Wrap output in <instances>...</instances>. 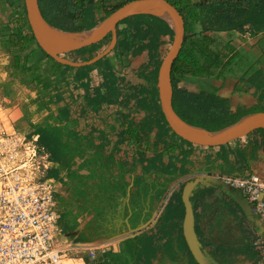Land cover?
Listing matches in <instances>:
<instances>
[{
    "label": "crops",
    "instance_id": "0c3cea01",
    "mask_svg": "<svg viewBox=\"0 0 264 264\" xmlns=\"http://www.w3.org/2000/svg\"><path fill=\"white\" fill-rule=\"evenodd\" d=\"M120 1L122 0H95V16H103L106 10ZM178 1L184 9V36L194 41L203 35L214 36L215 47L225 52L227 45L231 46V51L221 57L219 63L225 64L233 58L229 68L222 73L220 69H216L211 76L185 75L181 84L192 90H214L217 95L229 100L230 110L237 115L257 105L264 108V88L260 89L261 86L264 87V0H261L262 20L258 26L247 23L242 30L219 32L210 31L203 23V17L206 16L203 9L215 0ZM141 15L143 14L131 16L118 25L117 43L125 45L124 42H127L128 50L120 52L118 47L109 52L105 56L106 65L89 67L86 76L82 75L85 73L83 70L82 72L75 66H72L74 69L62 70V74L59 72L61 69L56 72H39L40 86H45L39 90L56 96V106H47L45 113L42 110V116L49 117L64 108L67 121L63 125L72 128L76 134L69 139L74 145L73 153L70 156H59L62 157V163L59 159L50 158L48 152L39 147L47 164V171L43 175L52 180L54 185L58 213L55 245L64 248L76 245L94 247L96 252L94 259L86 258L84 252L76 255L71 252L67 259L71 264H84L85 259L86 264H124L125 256L128 255V239L138 238L135 242L137 247L141 240L151 239L160 214L170 198L179 191L175 188L176 177L169 185V196L166 199L163 194V198L154 200L153 192L148 198L142 197L141 184L137 180L143 177L159 180L160 172L156 169L159 163L174 161L177 173L185 163L198 166V176H238L249 172L257 173L258 170L264 173L263 133L223 147L191 144L196 148H189L170 134H163V141H158L155 135L160 133L158 126L162 124H153L152 129L145 132L149 125L146 122L148 107L144 106L143 92L147 93L145 95L150 93L153 85L148 75L156 64L161 63L172 44L173 36L162 33L158 21ZM136 25L140 29L135 30ZM150 26L154 27V31L148 29ZM233 54L236 55L232 57ZM74 59L76 58H70L76 61ZM107 64L111 76L103 73V70H107ZM258 71L263 74L259 75V80L256 76ZM129 127L134 130L135 137H127ZM32 131L28 136L37 135ZM61 144L69 143L64 138ZM208 148L214 152H206L207 160L197 151ZM212 154L216 158L215 162L209 159ZM159 157L161 162L158 161ZM242 158H245V162L236 164L235 161ZM104 159L106 162L113 161L109 176L120 178L125 188H105L99 185L96 178L103 176V170L94 168L95 164L91 161H105ZM224 159L234 165L226 173L223 172L226 168ZM237 167L243 169L241 174L236 170ZM186 169L188 176L192 174V167L184 168ZM104 172L107 173V170ZM196 175L193 177H197ZM198 186L211 188L207 195L202 196L194 210L200 228L218 245L239 248L249 244L252 255L241 257L234 264H264V254L252 246L253 238H264V228L242 192L239 189L224 191L220 187L205 184ZM115 256H120V259L110 260ZM173 258L174 260L151 255L148 264H190L188 256L182 251Z\"/></svg>",
    "mask_w": 264,
    "mask_h": 264
},
{
    "label": "trees",
    "instance_id": "16d2710c",
    "mask_svg": "<svg viewBox=\"0 0 264 264\" xmlns=\"http://www.w3.org/2000/svg\"><path fill=\"white\" fill-rule=\"evenodd\" d=\"M18 1L20 2V9L15 12L13 18L14 24L9 28L10 30L7 35V47L11 52H13L12 67L17 72L28 75L32 86L36 88H45V86H40L39 60L46 58L51 62V65L49 64L50 69L55 72L56 70L58 71L61 69L59 71L60 74H62V70L66 71L74 69L75 67L73 68L72 66L58 63L37 45L27 22L23 0ZM125 1L127 0H122L116 3L110 9L106 10L104 15L99 18L95 16L97 8L95 0H38V6L42 16L50 25L64 31H82L88 30L96 25ZM169 1L179 9V12L185 20L184 9L180 4L181 2L178 0ZM261 3V0H215L209 7L203 9V12L206 13V16L203 17V23L206 28L213 32L230 29L242 30L244 25L247 23L258 26L260 24V20H262L260 13V9H262ZM141 16L158 21V25L162 30L161 32H166L173 36V30L169 27V24L165 20L150 14H143ZM129 18L130 17L123 19L118 23V25ZM134 27L135 30L140 29L137 25ZM24 28H27V31H25ZM148 29L154 31V27L152 28V26L148 27ZM155 29L158 30L157 28ZM109 41L110 34H108L100 42L68 54L75 55L76 59L74 60L76 61H86L99 53L100 49L103 46H106ZM124 43L125 45L118 42L113 50L118 47L120 48V52L128 50L127 42ZM215 44L216 38H214V36L203 35L201 38L197 37L194 41L185 35L182 47L178 56L173 61L171 68L173 109L185 122L211 131L219 130L236 122L246 113L264 110L262 106L257 105L246 109L237 115L232 113L230 110L229 100L220 97L214 90H192L181 84L185 75H191L193 77L199 75L211 76L216 69H220V72L222 73L229 68L233 58L228 60L225 64H220L219 62L221 61V57L226 56L227 53L231 51V46L227 45L224 52L221 48L215 47ZM33 45L36 48H32L28 54L22 56L21 52ZM67 55L65 57H67ZM235 55L236 54H233L232 57ZM30 56H33L35 59L31 63L28 62ZM105 62L107 61L104 56L94 64L76 67V69L81 71L83 70L85 73L82 75L86 76L89 67L103 64L106 65ZM159 65L160 63L156 64L155 68L148 75V78L153 85L150 93L145 95L147 93L145 91L143 92L145 93L143 99L144 106L146 108L148 107L146 122L147 125H149L146 127L147 129L145 132H149V130L152 129L153 124H162L161 126H158L161 130L160 133L155 135L158 141H163V134H170L180 139L182 142L188 143L171 131L159 107L156 89ZM106 68L107 70H103V73H107V76H111L110 71L108 70V64ZM261 88L263 89L264 87L261 86L260 89ZM110 90L112 91L113 88H110ZM263 95L264 94H262V96ZM46 103H48V101H45V103L41 101L40 105L44 107L47 105ZM65 116L66 110L61 108L58 110L57 114H51L49 117H45L43 123L35 125V128L32 131V133L37 134L38 138L36 142L38 146H41L45 151H47L50 158L59 159V162L61 163L63 162L61 160L62 157L60 158L59 156L64 154L70 156L71 153H73L74 145L71 141H69V139L71 140V138L76 135L72 128L63 125V123L67 121ZM154 119L156 121H154ZM50 120H52V122H50ZM134 135V130L129 127L127 130V137H135L136 135ZM64 138L66 142L69 143L68 145L61 144L62 139ZM62 147L64 148L63 150L61 149ZM161 157L158 158L159 162H161ZM106 161L107 160L91 161L95 164L94 168L103 170V176L96 178L99 185L104 186L105 188H117L118 186L121 189L125 188V184L120 182V178L114 179V176H109L114 163H111L113 162L112 160L108 162ZM223 161L226 167L223 172L226 173L230 171L234 165L228 163L227 159H224ZM240 161L245 162V158L236 160L235 162L236 164H239ZM87 163L90 162H85V164ZM156 169L159 170L160 176H162L161 180H149L144 177L137 180L141 184L140 192L144 198H148L151 192H153L154 200L161 199L172 180L179 175L177 173L178 168L175 166L174 161H170L167 164L159 163L156 165ZM105 170H107V173L104 172ZM236 170L240 174L243 171V169L238 167ZM182 172H187V169H183ZM182 186L179 191L170 198L169 202L160 214L155 224V230L151 239L141 240L139 247H137V244L135 243L138 241V238H130L127 240L126 250H128V255L125 256V260L123 261L124 264H148L151 255H156V257L157 255H161L174 260L173 256L181 251L185 256H188L190 264H197L192 257L182 234V221L184 216V205L181 200ZM119 187L118 189H120ZM209 190H211V188L203 186H197L194 189L192 196L190 197L193 210L196 209L197 203L201 202L202 196L204 197L207 195ZM107 193L109 194L110 192ZM111 194H114V192H111ZM195 229L202 250L216 264H234L237 260H239V258H247L252 255V249L249 244H245L239 248L232 245H218L205 233L204 230L200 228L196 218ZM162 239H164V241ZM148 255L150 256L148 257ZM113 258L120 259V256L112 257L110 260Z\"/></svg>",
    "mask_w": 264,
    "mask_h": 264
},
{
    "label": "built area",
    "instance_id": "2783aa9c",
    "mask_svg": "<svg viewBox=\"0 0 264 264\" xmlns=\"http://www.w3.org/2000/svg\"><path fill=\"white\" fill-rule=\"evenodd\" d=\"M2 111L0 104V264H65L71 252L94 259V247L55 245L54 185L43 175L47 164L37 135L6 126ZM217 178L242 192L264 228V178L254 172ZM252 246L264 254L263 237L253 238Z\"/></svg>",
    "mask_w": 264,
    "mask_h": 264
},
{
    "label": "water",
    "instance_id": "95a60500",
    "mask_svg": "<svg viewBox=\"0 0 264 264\" xmlns=\"http://www.w3.org/2000/svg\"><path fill=\"white\" fill-rule=\"evenodd\" d=\"M23 5L28 25L37 45L58 63L75 67L94 64L111 52L117 43L118 23L123 19L139 14H150L165 20L173 30V40L159 65L156 89L159 107L171 131L188 143L203 147H219L251 135L264 133V111L248 114L235 123L213 131L193 126L177 115L172 106L171 68L183 44L184 18L179 9L169 0H127L96 25L82 31H64L50 25L40 12L38 0H23ZM164 16H168L174 25L172 26ZM108 34H110V41L107 46L89 60L73 61L64 57L70 52L100 42ZM243 118H247V121L239 124ZM200 184L217 186L229 192L238 189L210 175H199L186 181L182 186L181 200L184 205L182 234L186 245L197 264H213L202 250L198 240L190 199L194 189Z\"/></svg>",
    "mask_w": 264,
    "mask_h": 264
},
{
    "label": "rangeland",
    "instance_id": "374dc122",
    "mask_svg": "<svg viewBox=\"0 0 264 264\" xmlns=\"http://www.w3.org/2000/svg\"><path fill=\"white\" fill-rule=\"evenodd\" d=\"M20 9V2L18 0H2L0 1V104L2 107V118L3 121L7 124L6 126L11 127L14 131H19L26 137L30 134V131H32L35 128V125L43 123L44 117L42 116V110L44 113L47 110V106H56L55 99L56 96L53 93H44L43 91H40V88H36L32 86L30 83V77L28 75L21 74L20 72H17L12 67V56L13 52H11L7 47V35L9 32V28L13 26L14 21V15L15 12ZM25 31H27V28H24ZM107 46V45H106ZM106 46H103L101 50H103ZM36 48L34 45L31 47H28L24 49L21 54L22 56L28 54V52L32 49ZM37 53V52H36ZM69 57V58H68ZM76 58L75 55H67L68 59ZM34 59L33 56H30L29 63H31ZM39 72L42 70L50 72L51 69L49 67V64L51 65V62L48 61L46 58H42L39 60ZM263 75L261 71H258L256 73V76ZM47 92V90H46ZM48 101L46 103V106H41L40 102ZM30 137V136H29ZM185 146L189 148H196L193 147L191 144L185 143ZM195 146V145H194ZM194 150V149H193ZM207 150V151H205ZM199 154L202 155V157L206 158V152H214L213 149H200ZM204 152V153H202ZM42 153V152H41ZM198 154V156H199ZM43 155V154H42ZM211 161H216L214 157V154L209 157ZM208 160V159H207ZM185 163V162H184ZM184 163L182 165H184ZM193 168L189 176L188 169L187 172L183 173L184 168ZM194 168H196L194 170ZM200 167H193L191 165H187L185 163L184 166L180 167V171H178L177 179L175 180L177 183L175 185L176 189H180L181 186L188 180V177L191 178L195 176L199 171ZM45 170V171H44ZM44 175L47 171V168L44 169ZM260 176L264 178V173L259 171L257 172ZM198 176V175H196ZM195 178V177H193ZM162 179V176L159 177V180ZM183 182V184L181 183ZM170 186L165 190L164 192V198L166 199L167 196H169V190ZM162 197V198H163ZM65 264H71L69 260L65 262ZM83 264V262H82ZM84 264H86V259L84 260Z\"/></svg>",
    "mask_w": 264,
    "mask_h": 264
},
{
    "label": "bare ground",
    "instance_id": "6f19581e",
    "mask_svg": "<svg viewBox=\"0 0 264 264\" xmlns=\"http://www.w3.org/2000/svg\"><path fill=\"white\" fill-rule=\"evenodd\" d=\"M160 15L163 16L162 13H160ZM164 17L167 18V20L169 21V23H170L172 26L174 25L173 22H172V20H171L168 16H164ZM245 121H247V118H243V119L239 122V124H240V123H243V122H245ZM189 129H191V130H193V131H199V130L192 129V128H189Z\"/></svg>",
    "mask_w": 264,
    "mask_h": 264
}]
</instances>
